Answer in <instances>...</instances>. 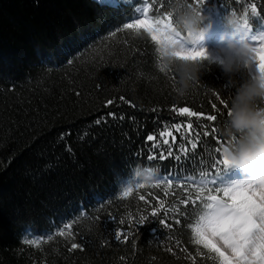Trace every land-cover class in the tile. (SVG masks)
I'll return each instance as SVG.
<instances>
[{
  "label": "trees",
  "instance_id": "16d2710c",
  "mask_svg": "<svg viewBox=\"0 0 264 264\" xmlns=\"http://www.w3.org/2000/svg\"><path fill=\"white\" fill-rule=\"evenodd\" d=\"M175 6L176 0H0V264H219L193 242L201 203L179 201L195 198L193 181L222 155L215 149L227 143V115L218 100L230 107L236 88L218 64L205 61L200 79L179 95L177 74L158 70L157 46L145 29L125 28L144 18V8L155 20ZM199 7L215 22L200 46L209 35L221 37L230 12L246 17L253 46L264 33V0H207ZM180 107L217 120L173 111ZM189 121L193 131L214 125L216 134L201 135L185 155L172 136L182 149L188 132L175 127ZM167 131L172 136L161 137ZM137 164L158 169L159 182L166 174L191 180L174 179L167 196L163 187H145L122 198L123 178ZM245 177L228 169L223 179ZM176 215L181 223L173 226ZM68 224L72 235L59 236ZM120 231L126 243L115 239ZM29 240L47 242L35 247Z\"/></svg>",
  "mask_w": 264,
  "mask_h": 264
},
{
  "label": "snow or ice",
  "instance_id": "6c2138e0",
  "mask_svg": "<svg viewBox=\"0 0 264 264\" xmlns=\"http://www.w3.org/2000/svg\"><path fill=\"white\" fill-rule=\"evenodd\" d=\"M194 4L199 7L205 4L207 0H192ZM115 6V4H113ZM202 9V8H201ZM251 10L253 14H256V6L252 5ZM137 11H140L139 9ZM143 19L137 18L136 22L128 23L125 25L127 29H139L144 28L147 34L151 38V42L155 46L161 44L165 39V34L169 25L172 22V15L170 13L164 18H157L153 20L148 16V8L142 10ZM246 31L250 33L252 28L249 26L248 20L246 21ZM177 39H183L181 34L176 35ZM254 40H259V46L255 47L253 74L259 72L264 75V33H261L258 37H253ZM181 58H188L192 60H206L207 52L205 49L199 50L193 49L189 52L178 53ZM218 103L222 105L226 110V115L229 113V107L225 103L224 99H219ZM212 107H216L213 104ZM173 111L178 112L180 115H187L189 117L198 116L203 117L207 121L215 122L217 115H206L203 112L191 111L189 107L173 108ZM99 123V121H97ZM185 127L188 132L187 143L181 149L179 144L176 143L175 136H172L171 131L162 132L161 137L172 136V143L176 145L177 153H183L187 155L189 149L195 150L200 145L201 135L204 137L210 134L215 136L216 128L214 125L201 126L196 125L197 131H193V125L189 121L185 125H177L176 131L180 130V127ZM185 137H181L184 140ZM147 140L155 141V136H148ZM164 144H169L167 139H163ZM223 144L215 149L216 153L221 152ZM168 155H172V147L168 149ZM149 159H154V156H149ZM160 158H166L163 153L160 154ZM179 159V155L175 157ZM223 166V171H221ZM211 172L201 175L198 180L193 183L198 184L195 192V198L192 195H188L184 200L179 201L182 205L189 203L195 205L198 202L201 203L202 214L198 216L195 223L191 227V231L194 234V244L202 246L210 253L216 254L219 259V264H264V185H260L249 177L238 180H224L223 176L228 167L226 159L221 155L218 159L212 160L210 165ZM184 179L191 180L190 176L178 177L170 174H166L161 177L160 182L153 185L152 189H161L163 187V195L167 196L169 190L173 187L172 181ZM211 186V187H210ZM145 187L137 185L135 191ZM215 190L216 194H212V190ZM205 190L208 191V195L205 197ZM134 190L129 188L122 190L121 197L128 198L132 196ZM140 200L144 199L143 195L138 197ZM163 206V204L161 205ZM178 212V210H175ZM156 213L153 212V215ZM171 215V213H170ZM141 222L144 217L140 218ZM124 223V221H120ZM165 224L169 221L165 220ZM181 219L179 215L172 218L171 224L173 226L179 225ZM72 225H66L67 231H60L59 236L64 237L72 235ZM114 237L117 241L122 238L126 243L128 241V234L120 231L114 233ZM52 237L49 236L48 240ZM35 247H39L41 243L47 241L29 240L25 241ZM222 245V246H221ZM80 245L76 243L71 244L72 249L79 248ZM171 251V249H170ZM194 259V258H193Z\"/></svg>",
  "mask_w": 264,
  "mask_h": 264
},
{
  "label": "clouds",
  "instance_id": "9594fccd",
  "mask_svg": "<svg viewBox=\"0 0 264 264\" xmlns=\"http://www.w3.org/2000/svg\"><path fill=\"white\" fill-rule=\"evenodd\" d=\"M170 15L174 19L165 39L157 45L159 60L156 67L161 72L174 71L177 74L176 91L181 96L200 79L205 61L221 67L229 78V84L236 88L227 120L221 129L227 139L222 155L230 169H238L264 185V75L259 72L253 74L256 49L247 39L246 17L233 12L225 16V32L220 37L218 51L213 52L207 47H199L215 23L200 7L188 4L187 0H176ZM177 34H183V39H177ZM194 48L205 49L206 60H192L178 55ZM241 73H247V76L239 82L235 76ZM157 183L158 169L137 164L130 167V175L123 178L121 187L122 190H135L137 185L152 187Z\"/></svg>",
  "mask_w": 264,
  "mask_h": 264
},
{
  "label": "rangeland",
  "instance_id": "374dc122",
  "mask_svg": "<svg viewBox=\"0 0 264 264\" xmlns=\"http://www.w3.org/2000/svg\"><path fill=\"white\" fill-rule=\"evenodd\" d=\"M248 38V37H247ZM207 40H208V44L206 46H200L199 47H207L209 50L213 51V52H216L218 51L219 47H220V38L218 36H214V35H209L207 37ZM251 44L253 43V41L248 40ZM259 40H258V43L255 45V47H258L259 46ZM254 71V69H253ZM222 246V245H221Z\"/></svg>",
  "mask_w": 264,
  "mask_h": 264
}]
</instances>
